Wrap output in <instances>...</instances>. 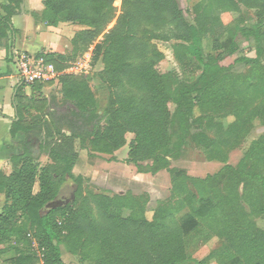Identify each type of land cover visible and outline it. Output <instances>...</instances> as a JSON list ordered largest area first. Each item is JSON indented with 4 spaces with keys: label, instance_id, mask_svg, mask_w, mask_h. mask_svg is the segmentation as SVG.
<instances>
[{
    "label": "trees",
    "instance_id": "1",
    "mask_svg": "<svg viewBox=\"0 0 264 264\" xmlns=\"http://www.w3.org/2000/svg\"><path fill=\"white\" fill-rule=\"evenodd\" d=\"M7 1L8 5L0 4V40L12 33L11 19L18 8L17 0ZM115 1L42 0L43 11L34 15L35 21L49 27H84L71 39L73 57L101 37L92 61L100 60L103 65L98 80L108 95L101 105L99 94L85 77L61 75L60 100L69 107L65 114L82 131L66 135L55 133L44 117L30 114L31 109L43 107V101L27 97L24 85L15 89L17 120L10 134L14 138L21 133L25 140L21 153L10 159L11 174H0L4 201L0 246L8 241L26 244L25 233L18 228L28 223L27 230L43 257L15 247V257L5 263L65 264L61 250L65 245L81 264H207L209 258L188 263L184 247L186 235L207 225L225 239V259L264 264V231L247 227L250 216H264V137L252 143L236 167L227 166L203 179L169 169L170 160L178 159L188 142L203 149L209 162L226 163L229 152L242 144L255 120L264 126V0H203L193 9V24L176 0H121L117 18ZM240 7L254 11L257 23L247 27L239 19L220 54L205 55V32L213 31L220 13L239 12ZM113 20L115 25L106 31ZM238 38L250 46L254 57L241 55L222 65L238 54ZM153 41L171 42L182 67L188 60L200 70L196 80L161 74L158 66L165 56ZM43 58L58 72L71 60L58 54ZM237 66L247 72L237 71ZM44 84L31 88L39 90ZM35 130L43 131L38 149L50 161L46 166L39 164L31 150L29 139ZM127 134L133 139L125 164L141 174L164 170L171 175L170 200L152 211L151 219L146 217L145 197L84 196L82 177L73 173L79 160L77 146L91 154L113 156L125 146ZM67 184L73 189L70 204L48 209ZM239 188L241 195L236 192ZM242 199L247 200L250 214L243 211ZM184 208L191 218L180 224L177 216ZM7 252L0 248V264Z\"/></svg>",
    "mask_w": 264,
    "mask_h": 264
},
{
    "label": "rangeland",
    "instance_id": "2",
    "mask_svg": "<svg viewBox=\"0 0 264 264\" xmlns=\"http://www.w3.org/2000/svg\"><path fill=\"white\" fill-rule=\"evenodd\" d=\"M179 8L184 12L187 21L190 24L194 23V7L201 3L203 0H176ZM113 7L116 8L115 18L120 15L121 12V0L114 2ZM219 23L215 26L213 31L209 28L202 38L203 49L205 55L217 56L220 54L222 48L230 40V33L234 29L236 21L241 19L245 26L251 27L257 23L256 14L254 11H249L244 7H240L239 12H223L219 14ZM115 20L108 25L106 31L113 28ZM58 27H62L64 36L62 40V46L64 47V55H67L71 60L68 61L67 67L63 70L64 75L81 76L85 77L90 85L91 89L99 94V101L101 105L107 102V89L103 87L98 80V73L102 71L103 65L99 60L93 63L92 57L94 52V46L100 40H96L87 51L73 57L71 40L74 34L78 31L84 30V27L71 24H60ZM240 44V50L237 55L227 59L222 65H229L233 60L241 55L247 57H254V52L248 44H246L241 38L237 39ZM156 48L164 54L165 60L158 66V70L161 74L174 73L179 79H187V81L194 82L200 74V70L193 65L194 63L188 60L184 61L183 67L175 59L172 43L171 42H152ZM264 68V59L262 61ZM184 70V71H183ZM237 71L246 73L247 69L237 66ZM56 86L49 90V123L52 126V130L55 133H65L69 135L71 133L82 134V131L77 129L75 122H71L68 116L65 114V109L69 108L64 106L60 99L59 89L60 85L57 81H54ZM44 84V83H43ZM29 85H25L26 92H30ZM42 101V100H41ZM45 101V100H44ZM43 101V102H44ZM42 102V103H43ZM46 104V103H45ZM44 104V105H45ZM65 107V108H64ZM46 110V108H45ZM173 110V106H171ZM232 119L229 118L228 121ZM42 127V125H40ZM38 134V135H37ZM264 137V126L258 120L253 122V129L247 135L242 144L229 152L226 163L209 162L206 159L203 149L188 142L183 148L180 157L176 160H170L169 169H175L184 172L190 178L203 179L207 176L214 175L227 166L236 167L239 161L243 158L253 142L258 141ZM43 131L38 132L35 130L31 133V150L40 162L41 166H46L50 163L44 153L39 152L38 146L43 142ZM133 135H126V144L119 151L115 152L113 156L91 154L89 149L82 150L81 146L78 147L79 160L73 171L74 175H80L82 177L81 194L82 195H105L113 197L116 195H131L134 197L143 196L147 199V213L146 217L151 219L152 211L166 204L171 197L172 181L171 175L168 171H160L156 174L145 173L141 174L138 170L132 166L125 164V160L128 156L129 143L132 141ZM62 192V196L56 201L47 206L48 209L64 206L70 204L72 200V186L67 184ZM37 191V188H35ZM190 191L194 193L190 186ZM241 195L242 188L236 190ZM3 199L0 201V211L3 206ZM240 205L243 211L250 214V207L246 199L240 201ZM128 215V212L124 213V217ZM191 218L189 210L184 208L177 216V220L180 224L185 223ZM22 225V226H21ZM18 228L22 233H25L27 243H16L14 241H8L1 245L3 249L8 251L1 258L2 264H6L5 261L15 257L14 248L24 249L27 251L35 252L33 243L34 240L31 233L28 232V223H22ZM247 227L251 231H264V216H250L247 222ZM225 239L219 234L211 231L207 225L199 226L192 233L188 234L184 238L185 254L188 259V263H196L209 258L207 264H236L238 259H225ZM31 244V245H30ZM30 245V246H29ZM62 258L65 264H81L78 257H74L68 253V249L65 245L61 246ZM90 259V258H88Z\"/></svg>",
    "mask_w": 264,
    "mask_h": 264
},
{
    "label": "crops",
    "instance_id": "3",
    "mask_svg": "<svg viewBox=\"0 0 264 264\" xmlns=\"http://www.w3.org/2000/svg\"><path fill=\"white\" fill-rule=\"evenodd\" d=\"M17 3L16 15L11 19L12 33H9L8 39L0 40V174L5 176L11 174L10 159L21 153V143L25 140V136L21 133L16 134L14 138L10 134L11 125L17 120L15 89L20 86L16 55L24 53L37 59L49 54L64 55V47L61 45L64 36L62 27H49L34 19V15H39L43 11L42 0H17ZM0 4L8 5V1L0 0ZM57 80L51 81V85L48 82L41 85L39 90L35 88L32 90L30 87L28 93L23 88V93L27 97L39 101L45 100L43 103L46 104L43 107L41 105L40 109H31L30 114L44 117V121L48 124L49 90L56 86L54 81ZM40 111L43 112L40 113ZM2 199L3 196L0 195V201ZM0 248L3 247L0 246ZM39 251L41 250L37 245L35 254L38 258Z\"/></svg>",
    "mask_w": 264,
    "mask_h": 264
},
{
    "label": "built area",
    "instance_id": "4",
    "mask_svg": "<svg viewBox=\"0 0 264 264\" xmlns=\"http://www.w3.org/2000/svg\"><path fill=\"white\" fill-rule=\"evenodd\" d=\"M18 68V84L32 86L36 83H47L57 80L65 72H58L51 64H46L43 58L37 59L28 54L16 55ZM33 248L37 249L36 243ZM42 251H39V259H42Z\"/></svg>",
    "mask_w": 264,
    "mask_h": 264
},
{
    "label": "water",
    "instance_id": "5",
    "mask_svg": "<svg viewBox=\"0 0 264 264\" xmlns=\"http://www.w3.org/2000/svg\"><path fill=\"white\" fill-rule=\"evenodd\" d=\"M56 201H57V200H56ZM56 201H55V202H56Z\"/></svg>",
    "mask_w": 264,
    "mask_h": 264
}]
</instances>
